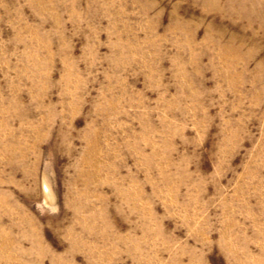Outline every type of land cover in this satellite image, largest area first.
Segmentation results:
<instances>
[{"label": "rangeland", "instance_id": "1", "mask_svg": "<svg viewBox=\"0 0 264 264\" xmlns=\"http://www.w3.org/2000/svg\"><path fill=\"white\" fill-rule=\"evenodd\" d=\"M0 264H264V0H0Z\"/></svg>", "mask_w": 264, "mask_h": 264}, {"label": "bare ground", "instance_id": "2", "mask_svg": "<svg viewBox=\"0 0 264 264\" xmlns=\"http://www.w3.org/2000/svg\"><path fill=\"white\" fill-rule=\"evenodd\" d=\"M245 3H246V2H245ZM255 3H257V2H255ZM241 4H244V3H241ZM257 4H258V3H257ZM258 5H259V4H258ZM239 6H240V5H239ZM245 6H246V5H245ZM235 7H236V5H235ZM235 7H234V8H235Z\"/></svg>", "mask_w": 264, "mask_h": 264}]
</instances>
